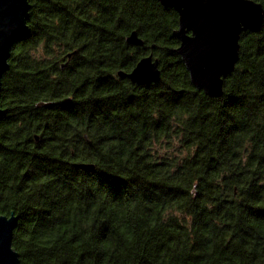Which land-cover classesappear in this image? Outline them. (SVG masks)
Instances as JSON below:
<instances>
[{"label":"trees","instance_id":"trees-1","mask_svg":"<svg viewBox=\"0 0 264 264\" xmlns=\"http://www.w3.org/2000/svg\"><path fill=\"white\" fill-rule=\"evenodd\" d=\"M30 2L0 92V214L19 216L20 264H264V21L210 96L176 51L175 10ZM147 52L159 81L119 75Z\"/></svg>","mask_w":264,"mask_h":264},{"label":"water","instance_id":"water-1","mask_svg":"<svg viewBox=\"0 0 264 264\" xmlns=\"http://www.w3.org/2000/svg\"><path fill=\"white\" fill-rule=\"evenodd\" d=\"M179 13V26L173 30L179 39L176 51L181 55L193 83L210 96L224 92V79L235 69L240 57V38L244 30L258 31L264 21V6L257 0H160ZM30 0H0V92L2 77L10 66L12 46L30 29ZM128 43L144 45L136 29L127 36ZM74 51L68 53L71 57ZM68 61L62 63L66 66ZM160 61L153 53L142 56L131 70L119 75L138 84L161 79ZM52 104V102H49ZM4 109L0 105V116ZM39 139V135H36ZM93 169L94 162H79ZM19 216L0 214V264H20V254L13 246Z\"/></svg>","mask_w":264,"mask_h":264},{"label":"flooded vegetation","instance_id":"flooded-vegetation-1","mask_svg":"<svg viewBox=\"0 0 264 264\" xmlns=\"http://www.w3.org/2000/svg\"><path fill=\"white\" fill-rule=\"evenodd\" d=\"M148 2H153V3H155V2H157L158 4H161L162 6H164V7H167V8H169V9H172V10H175L177 13H178V11L173 7V6H166V5H164L160 0H147ZM178 16H179V13H178ZM179 19V18H178ZM178 26H179V20H178ZM179 40V39H178ZM152 52H147L146 54H144L143 56H145V55H149V54H151ZM154 55V54H153ZM155 57V56H154Z\"/></svg>","mask_w":264,"mask_h":264},{"label":"rangeland","instance_id":"rangeland-1","mask_svg":"<svg viewBox=\"0 0 264 264\" xmlns=\"http://www.w3.org/2000/svg\"><path fill=\"white\" fill-rule=\"evenodd\" d=\"M42 50V47L41 48H38V51L40 52Z\"/></svg>","mask_w":264,"mask_h":264}]
</instances>
